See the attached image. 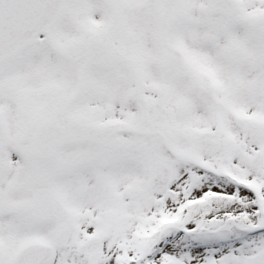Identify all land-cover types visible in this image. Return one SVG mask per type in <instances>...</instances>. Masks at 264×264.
Here are the masks:
<instances>
[{
  "label": "snow or ice",
  "instance_id": "6c2138e0",
  "mask_svg": "<svg viewBox=\"0 0 264 264\" xmlns=\"http://www.w3.org/2000/svg\"><path fill=\"white\" fill-rule=\"evenodd\" d=\"M0 264H264V0H0Z\"/></svg>",
  "mask_w": 264,
  "mask_h": 264
}]
</instances>
